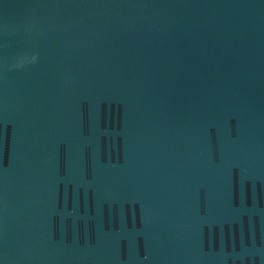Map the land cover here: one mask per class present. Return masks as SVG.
I'll use <instances>...</instances> for the list:
<instances>
[{
  "label": "water",
  "instance_id": "obj_1",
  "mask_svg": "<svg viewBox=\"0 0 264 264\" xmlns=\"http://www.w3.org/2000/svg\"><path fill=\"white\" fill-rule=\"evenodd\" d=\"M0 264H264V0H0Z\"/></svg>",
  "mask_w": 264,
  "mask_h": 264
}]
</instances>
